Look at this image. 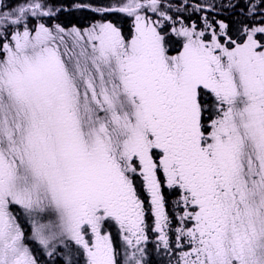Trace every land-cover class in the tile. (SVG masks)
Masks as SVG:
<instances>
[{
  "label": "snow or ice",
  "instance_id": "1",
  "mask_svg": "<svg viewBox=\"0 0 264 264\" xmlns=\"http://www.w3.org/2000/svg\"><path fill=\"white\" fill-rule=\"evenodd\" d=\"M71 7L0 0V264H264V0Z\"/></svg>",
  "mask_w": 264,
  "mask_h": 264
},
{
  "label": "rangeland",
  "instance_id": "2",
  "mask_svg": "<svg viewBox=\"0 0 264 264\" xmlns=\"http://www.w3.org/2000/svg\"><path fill=\"white\" fill-rule=\"evenodd\" d=\"M75 3H89V0H79V1H76ZM66 9H67L66 11H63V12L58 14V18L56 20H54L53 23H60L65 28H72V27L88 28L90 25H92L93 23H95L101 19L100 14L94 13L88 9H76V8H72L71 6L66 7ZM88 11H90V13H92L94 16L92 19H89V20H88L89 15L87 14ZM201 14H203V13H201ZM81 19H83V22H81ZM107 19L113 21L114 23H118L119 26L123 27V25H121V22H120L121 16L109 15V16H107ZM87 20H88V22H87ZM125 23H126V26L123 27V30L126 32L128 30V27H129L131 21L126 20ZM153 225H154V220H153ZM108 230L110 232H112L114 237H117V229L115 226L109 227ZM42 252H43V250L41 249L39 254H41L42 262H47V264H57V261L59 259L58 257H56V258L48 257L46 255H42ZM177 252H180V250L179 251L177 250ZM150 253H151V251H150ZM173 264H175V263H173Z\"/></svg>",
  "mask_w": 264,
  "mask_h": 264
},
{
  "label": "trees",
  "instance_id": "3",
  "mask_svg": "<svg viewBox=\"0 0 264 264\" xmlns=\"http://www.w3.org/2000/svg\"><path fill=\"white\" fill-rule=\"evenodd\" d=\"M76 1H79V0H61V2L64 4L65 8L66 7H70ZM190 2L191 3H196V2H198V0H190ZM209 2H212V3H215V4L219 5L221 3H227V0H209ZM87 14L89 15L88 20L92 19L94 17L93 14L90 13V11H88ZM185 15H188V13H185ZM200 15H203V14H201V13L194 14V15H192L191 18L194 19V20H198ZM209 15H212V13H209ZM227 16H229V13L227 11H223L222 10V15L218 16L217 18H224V17H227ZM88 20H87V22H88ZM81 22H83V19H81ZM167 199H168L169 202H168V204H166V209L168 210L169 214L172 215V209H173L172 201H174L175 195L174 194H170ZM173 226H175V225H173ZM169 235H170V238H171L172 233L169 232ZM148 249H149L148 251H149V255H150V256L148 255L149 264H164V263H166L167 260H170V259L172 260L173 258H175L174 256H171V257L169 255L165 256V254H164V257H158L154 253V248H153V243L152 242L148 243ZM150 251H151V253H150Z\"/></svg>",
  "mask_w": 264,
  "mask_h": 264
},
{
  "label": "flooded vegetation",
  "instance_id": "4",
  "mask_svg": "<svg viewBox=\"0 0 264 264\" xmlns=\"http://www.w3.org/2000/svg\"><path fill=\"white\" fill-rule=\"evenodd\" d=\"M120 22H121V25H123V27L124 26H126V19H123L122 17H121V19H120Z\"/></svg>",
  "mask_w": 264,
  "mask_h": 264
}]
</instances>
